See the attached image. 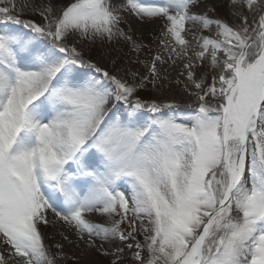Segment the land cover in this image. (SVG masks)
<instances>
[{
	"label": "snow or ice",
	"instance_id": "obj_1",
	"mask_svg": "<svg viewBox=\"0 0 264 264\" xmlns=\"http://www.w3.org/2000/svg\"><path fill=\"white\" fill-rule=\"evenodd\" d=\"M228 3L0 0V264H59L60 226L110 264H264V0ZM126 13L162 22L143 73L108 62L146 47ZM178 61L186 102L139 94Z\"/></svg>",
	"mask_w": 264,
	"mask_h": 264
},
{
	"label": "rangeland",
	"instance_id": "obj_2",
	"mask_svg": "<svg viewBox=\"0 0 264 264\" xmlns=\"http://www.w3.org/2000/svg\"><path fill=\"white\" fill-rule=\"evenodd\" d=\"M210 3H215L217 5L216 12L214 14L215 16L227 19L229 22L232 21V17L229 14L230 8L228 0H210ZM125 15L128 22L122 24L121 27L124 28L125 31L129 33V35H131L134 41H136L138 44L146 45V47L142 48L139 52H137L133 51L132 46L126 41H115L112 44H108L105 46L106 50L112 51V55L108 58V62L110 63L112 58L119 56L122 59V63L125 67H130L134 71L139 70L141 73H143L145 71L143 65L130 62L136 61L137 58H139L140 60L150 58L151 55L157 52L161 53L162 46L159 44V39L160 31L162 28V22L160 20L142 21L131 13H126ZM129 29L131 30L129 31ZM213 31L215 30L213 29ZM96 49H98V46H96ZM96 49L93 50V57H95ZM85 51L87 52L86 48ZM177 66L182 67V63L178 61ZM182 70V68H179L177 70L175 80L171 84L167 85V87L163 90V93L170 90L174 94H177V89L183 86L182 84L178 85L176 83L177 79H180L181 81L184 79L183 76H180ZM140 95L144 96L142 94ZM148 96H154L161 100L174 99L171 96L165 97L160 93L150 92L148 93ZM175 99L180 100V98L177 97ZM186 100L187 97L185 98L184 102H186ZM49 215L51 216V213H49ZM42 230L45 234L46 244L53 245L56 242H60L63 244V258L59 261V264H110V261L114 259V257L111 255L105 256L96 249H89L83 242L76 241L74 230H69L65 226H60L58 229L47 228ZM59 231H63L64 235L68 236L69 241L72 242L69 243L68 241H64L62 237L58 234ZM120 246L125 247V255L130 257L131 254L127 252L126 246ZM107 247L108 245H105V248Z\"/></svg>",
	"mask_w": 264,
	"mask_h": 264
},
{
	"label": "bare ground",
	"instance_id": "obj_3",
	"mask_svg": "<svg viewBox=\"0 0 264 264\" xmlns=\"http://www.w3.org/2000/svg\"><path fill=\"white\" fill-rule=\"evenodd\" d=\"M161 54L163 56L167 57V53H165L163 51V49L161 50ZM158 67L161 69L162 75L165 74V70H166V74L168 75V79H169V81H171V83L176 78L175 76L177 75V70L179 68L183 69V67H178L177 63L175 65H173L171 62L163 64V65L158 64ZM169 67H172V68H169ZM182 88H183V86H181L179 89H177V94H174L172 91L169 90V91L163 93L162 95H164L165 97L171 96L174 99L177 97V98H180V100H178V101H181L183 99L181 102H184L186 97L182 93ZM140 94H142L144 96H148V93L141 92Z\"/></svg>",
	"mask_w": 264,
	"mask_h": 264
}]
</instances>
